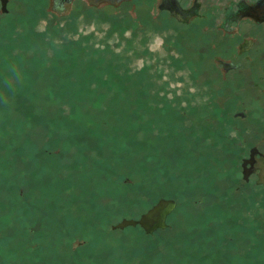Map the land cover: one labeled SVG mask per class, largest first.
Wrapping results in <instances>:
<instances>
[{"label": "rangeland", "instance_id": "obj_1", "mask_svg": "<svg viewBox=\"0 0 264 264\" xmlns=\"http://www.w3.org/2000/svg\"><path fill=\"white\" fill-rule=\"evenodd\" d=\"M226 3L0 0V264H264V165L239 175L264 94L218 64L255 29L223 34ZM159 198L170 228L111 230Z\"/></svg>", "mask_w": 264, "mask_h": 264}, {"label": "flooded vegetation", "instance_id": "obj_2", "mask_svg": "<svg viewBox=\"0 0 264 264\" xmlns=\"http://www.w3.org/2000/svg\"><path fill=\"white\" fill-rule=\"evenodd\" d=\"M71 2V0H68ZM148 2L152 0H147ZM220 0H210V2L217 3ZM223 1V0H222ZM227 2L223 6L222 18L218 23V28L222 31L223 34H231L232 31L236 29L239 24H246L249 27L254 28V32L252 33L251 29L247 31H243L241 35L242 42L240 45V55L243 56V61L237 60V56L232 60H219V67L224 71L228 70H236V68H242L240 76V81H242L241 87L245 89L244 97L248 100L251 97L258 95L259 90L260 93L264 94V51L262 47L255 46L254 44L260 42L264 35V0H224ZM4 5V3L2 4ZM202 5V0H156V8L159 12H164L167 16L171 17L172 20L180 25H185L190 22V19L198 16V8ZM213 18L209 19V22H213ZM264 38V37H263ZM255 46V47H254ZM232 57V56H231ZM254 65L256 67H254ZM260 65V69L258 70V66ZM256 76L257 82L254 81V77ZM264 98V95H262ZM257 100V99H255ZM263 104H264V100ZM247 106L242 110H235L231 114V118H235L238 122L246 119L247 115L245 114ZM246 122V121H245ZM248 126V124H247ZM251 129V128H250ZM259 132L264 133V129H260ZM262 137V136H261ZM251 141L254 138H250ZM241 144L243 149L246 150L244 156L239 158V175L240 179L241 175H245L248 177L251 173H254V170L258 168L259 164L264 165V154L261 152V149L257 144L251 143L248 144L249 141L247 138L242 140ZM247 141V142H246ZM257 141V140H256ZM249 145V146H248ZM247 180H241L243 183H247ZM255 185H259V183L254 182ZM158 200H166L159 198ZM158 200L147 208L143 213H146L149 209H151ZM176 203L173 201V207H171L163 216L160 225H157L150 230L145 231L139 225L134 226H125L121 229L119 228H111V230H123L127 227L138 228L143 234L146 236H153L159 231L166 230L170 228L169 216L172 211L175 209ZM140 215L136 219H128V220H137Z\"/></svg>", "mask_w": 264, "mask_h": 264}, {"label": "bare ground", "instance_id": "obj_3", "mask_svg": "<svg viewBox=\"0 0 264 264\" xmlns=\"http://www.w3.org/2000/svg\"><path fill=\"white\" fill-rule=\"evenodd\" d=\"M162 200L157 206L150 210L147 215L141 221V224L146 227L157 226L161 224L162 216L170 208L169 203L163 202Z\"/></svg>", "mask_w": 264, "mask_h": 264}, {"label": "water", "instance_id": "obj_4", "mask_svg": "<svg viewBox=\"0 0 264 264\" xmlns=\"http://www.w3.org/2000/svg\"><path fill=\"white\" fill-rule=\"evenodd\" d=\"M161 201H162V200H158V202H157V203H156L151 209H149L146 213L140 215V217H139L137 220H125V219L121 220V221L116 225V228L121 229V228H123V227H125V226L139 225L141 228H143L145 231H147V230H150L151 228L156 227V226H152V227H146V228H145V227L141 224V221H142L143 218L147 215V213H148L150 210H152L155 206H157ZM163 202H165V203H169V204H170V208L173 207V202H172V201L165 200V201H163ZM170 208H169V209H170ZM169 209H168V210H169ZM168 210H167V211H168ZM167 211H166V212H167ZM166 212H165V213H166ZM161 221H162V220H161Z\"/></svg>", "mask_w": 264, "mask_h": 264}, {"label": "trees", "instance_id": "obj_5", "mask_svg": "<svg viewBox=\"0 0 264 264\" xmlns=\"http://www.w3.org/2000/svg\"><path fill=\"white\" fill-rule=\"evenodd\" d=\"M158 200V199H157ZM157 200H154L151 204H149L144 210H142L141 212H139L137 215H136V217L135 218H133V219H136L141 213H143L147 208H149L151 205H153ZM176 205H177V203H176ZM131 219V218H130Z\"/></svg>", "mask_w": 264, "mask_h": 264}]
</instances>
